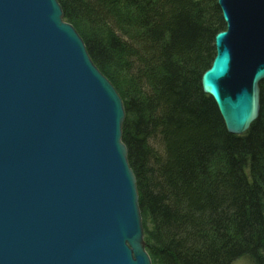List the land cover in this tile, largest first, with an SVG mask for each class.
I'll use <instances>...</instances> for the list:
<instances>
[{"label": "water", "instance_id": "1", "mask_svg": "<svg viewBox=\"0 0 264 264\" xmlns=\"http://www.w3.org/2000/svg\"><path fill=\"white\" fill-rule=\"evenodd\" d=\"M200 78L226 132L260 114L264 0H217ZM57 0H0V264H151L122 100Z\"/></svg>", "mask_w": 264, "mask_h": 264}, {"label": "trees", "instance_id": "2", "mask_svg": "<svg viewBox=\"0 0 264 264\" xmlns=\"http://www.w3.org/2000/svg\"><path fill=\"white\" fill-rule=\"evenodd\" d=\"M57 1L122 100L151 264H264V81L258 119L228 134L200 87L217 0Z\"/></svg>", "mask_w": 264, "mask_h": 264}, {"label": "rangeland", "instance_id": "3", "mask_svg": "<svg viewBox=\"0 0 264 264\" xmlns=\"http://www.w3.org/2000/svg\"><path fill=\"white\" fill-rule=\"evenodd\" d=\"M140 219H141V226L142 230L144 229V220L140 213ZM231 264H252L251 260L248 257H239L238 259L234 260Z\"/></svg>", "mask_w": 264, "mask_h": 264}, {"label": "bare ground", "instance_id": "4", "mask_svg": "<svg viewBox=\"0 0 264 264\" xmlns=\"http://www.w3.org/2000/svg\"><path fill=\"white\" fill-rule=\"evenodd\" d=\"M216 2H217V1H216ZM66 23H67V22H66ZM68 24H69V23H68ZM70 25H71V24H70ZM102 76H103V75H102ZM104 77H105V76H104ZM105 78H106V77H105ZM106 79H107V78H106ZM252 124H253V123H252ZM252 124H251V125H252Z\"/></svg>", "mask_w": 264, "mask_h": 264}]
</instances>
